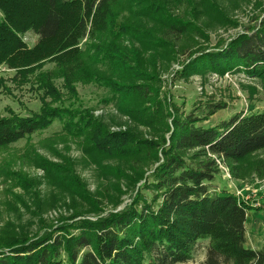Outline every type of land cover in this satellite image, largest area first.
Instances as JSON below:
<instances>
[{"label": "trees", "instance_id": "trees-1", "mask_svg": "<svg viewBox=\"0 0 264 264\" xmlns=\"http://www.w3.org/2000/svg\"><path fill=\"white\" fill-rule=\"evenodd\" d=\"M119 1L0 0V66L25 77L53 63L71 88L85 67L84 40L110 33L118 41L128 32L113 17ZM174 30L177 36L187 31ZM27 34L36 37L32 46L23 39ZM98 50L122 67L128 61L135 63V76L147 75L138 71L137 55L128 57L117 43ZM202 70L222 75L243 72L264 82V19L225 45L211 51L201 48L181 74ZM108 86L124 102L157 93L146 83L109 82ZM222 109L217 103H202L181 116L160 115L161 121L171 120V126L166 124L170 136L163 144L153 143L156 162L141 176L143 187L152 192L150 200L141 193L142 187L130 204L105 216L75 215L70 223L35 238L12 239L0 245V264H186L205 241L203 264H264V244L256 250L246 245L252 205L216 184L218 162L231 168L264 150V112L237 114L214 127L201 126ZM55 122L110 157H132L144 145L129 132H110L90 111L45 106L39 115L28 118L11 112L0 116V148L29 139Z\"/></svg>", "mask_w": 264, "mask_h": 264}, {"label": "rangeland", "instance_id": "rangeland-1", "mask_svg": "<svg viewBox=\"0 0 264 264\" xmlns=\"http://www.w3.org/2000/svg\"><path fill=\"white\" fill-rule=\"evenodd\" d=\"M113 17L128 32L118 41L106 33L82 42L85 67L72 89L53 63L25 77L0 66V116L11 112L28 118L39 115L45 106L90 111L110 132H129L144 145L132 157H110L55 122L29 139L0 148V245L15 238H35L70 223L75 215L105 216L130 204L144 186L142 174L156 162L153 143L169 140L166 124L171 126V120L161 121L160 115L181 116L202 103L223 105L225 109L201 124L207 128L237 114L264 112L261 79L243 72L181 74L201 48L214 50L254 29L264 19V0H120ZM175 27L187 31L177 36ZM23 39L29 46L36 41L32 34ZM113 43L130 58L135 53L138 71L147 75L135 76L136 64L131 61L122 67L117 59L103 57L98 47ZM109 82L146 83L157 93L124 102ZM150 99L161 102L151 104ZM218 165L217 187L253 207L246 237L247 247L257 249L264 244V150L231 168ZM141 193L152 197L147 188ZM207 245L201 243L186 264H203Z\"/></svg>", "mask_w": 264, "mask_h": 264}, {"label": "crops", "instance_id": "crops-1", "mask_svg": "<svg viewBox=\"0 0 264 264\" xmlns=\"http://www.w3.org/2000/svg\"><path fill=\"white\" fill-rule=\"evenodd\" d=\"M250 213H251V214H253V212H249L248 214H250ZM247 216H248V215H247ZM246 245H247V244H246ZM248 248H249V249H252V250H256V248H255V247H251V248H250V247H248ZM259 248H260V247H257V249H259Z\"/></svg>", "mask_w": 264, "mask_h": 264}, {"label": "built area", "instance_id": "built-area-1", "mask_svg": "<svg viewBox=\"0 0 264 264\" xmlns=\"http://www.w3.org/2000/svg\"><path fill=\"white\" fill-rule=\"evenodd\" d=\"M219 163V162H218Z\"/></svg>", "mask_w": 264, "mask_h": 264}]
</instances>
